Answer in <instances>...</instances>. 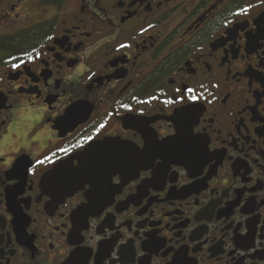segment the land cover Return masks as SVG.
<instances>
[{
    "label": "flooded vegetation",
    "instance_id": "obj_1",
    "mask_svg": "<svg viewBox=\"0 0 264 264\" xmlns=\"http://www.w3.org/2000/svg\"><path fill=\"white\" fill-rule=\"evenodd\" d=\"M57 3L0 50V112L44 108L0 146V264H264V0Z\"/></svg>",
    "mask_w": 264,
    "mask_h": 264
},
{
    "label": "clouds",
    "instance_id": "obj_2",
    "mask_svg": "<svg viewBox=\"0 0 264 264\" xmlns=\"http://www.w3.org/2000/svg\"><path fill=\"white\" fill-rule=\"evenodd\" d=\"M44 115L43 106H29L25 102H18L14 107L4 113L0 112V121L7 123L0 126V146L6 152L13 144H22L26 137L32 133L33 128L40 131V124Z\"/></svg>",
    "mask_w": 264,
    "mask_h": 264
},
{
    "label": "trees",
    "instance_id": "obj_3",
    "mask_svg": "<svg viewBox=\"0 0 264 264\" xmlns=\"http://www.w3.org/2000/svg\"><path fill=\"white\" fill-rule=\"evenodd\" d=\"M59 0H46L42 2L43 6L49 5H58ZM47 26V23L42 24L41 26L31 27L30 30L22 31L16 36L6 37L4 40H0V50L3 47H6V50L10 52L16 51H28L32 48V46L36 43V39L39 38V33H37L36 29H42Z\"/></svg>",
    "mask_w": 264,
    "mask_h": 264
},
{
    "label": "rangeland",
    "instance_id": "obj_4",
    "mask_svg": "<svg viewBox=\"0 0 264 264\" xmlns=\"http://www.w3.org/2000/svg\"><path fill=\"white\" fill-rule=\"evenodd\" d=\"M6 1H11V0H4V2ZM46 0H28V2L30 3H34L35 5V9L31 10V13L34 15L35 17H37V20L35 18H31V19H27L25 20L24 17H22L18 23H11V21H5L3 26H4V31L0 34V37L4 36V35H12V34H16L17 32H19L20 30L23 29H27L30 28L34 25H38L41 24L45 21H48L52 16L55 15V9L50 8V7H41L43 4H40L41 2H44ZM75 1V0H73ZM80 1V0H77ZM39 7L41 8L42 12H48L49 16L46 18V15H44V17H41L40 15L42 14V12H37L39 10ZM41 17V18H40ZM46 18V19H44Z\"/></svg>",
    "mask_w": 264,
    "mask_h": 264
},
{
    "label": "water",
    "instance_id": "obj_5",
    "mask_svg": "<svg viewBox=\"0 0 264 264\" xmlns=\"http://www.w3.org/2000/svg\"><path fill=\"white\" fill-rule=\"evenodd\" d=\"M85 172H86V169L83 168L82 162H80V166L73 171V175L72 176H69L67 178L69 181L72 180L71 181L72 184H71V190L70 191L73 192L74 190H76L77 188H79V184L84 179Z\"/></svg>",
    "mask_w": 264,
    "mask_h": 264
}]
</instances>
